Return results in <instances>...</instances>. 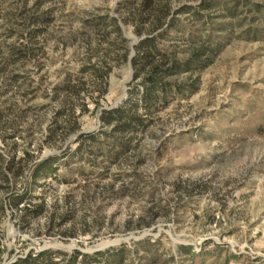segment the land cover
Returning a JSON list of instances; mask_svg holds the SVG:
<instances>
[{
	"label": "rangeland",
	"instance_id": "374dc122",
	"mask_svg": "<svg viewBox=\"0 0 264 264\" xmlns=\"http://www.w3.org/2000/svg\"><path fill=\"white\" fill-rule=\"evenodd\" d=\"M247 1L264 10V0ZM198 2L0 0V153L33 156L11 189L30 183L35 162L73 153L81 133L101 129L100 111L131 88L134 45L155 11ZM102 16L114 21L96 24ZM251 21L232 20L225 47L197 74V90L159 110L134 149L114 163L86 153L60 158L53 176L33 184L25 204L43 208L26 222L23 204H6L0 264L45 249L66 257L122 245L123 264H264V21ZM250 25L255 35L246 33ZM172 34L181 46L183 37ZM14 49L26 57L10 61ZM88 64L107 71L101 96L91 69L82 70ZM64 81L79 93L62 90ZM56 124L78 128L50 135ZM8 190L0 189V201Z\"/></svg>",
	"mask_w": 264,
	"mask_h": 264
},
{
	"label": "trees",
	"instance_id": "16d2710c",
	"mask_svg": "<svg viewBox=\"0 0 264 264\" xmlns=\"http://www.w3.org/2000/svg\"><path fill=\"white\" fill-rule=\"evenodd\" d=\"M43 0H37L41 3ZM246 7L249 14L242 16L241 7ZM221 9V12H219ZM150 20L152 28L134 45V55L130 58L132 66L131 88L127 90L126 97L111 109H102L99 114L101 129L97 132L81 133L78 136V145L73 153L66 150L61 156H47L33 165L31 181L23 189H11L13 179L21 175L24 164L22 160L28 161L33 158L26 152V158L15 160L14 156L7 158L0 153V189L6 187L8 194L0 201V212L4 213L5 205L17 209L20 204V218L26 222L27 217L33 218L42 213L43 204L39 203L33 208L25 204L30 196L33 184L39 180H45L53 176L57 171V163L60 158L72 157L74 155L88 154L93 158L103 156L105 160L114 163L127 152L134 149L141 134L153 123L157 112L165 108L175 97H188L198 88L197 74L210 66L217 55L225 47L228 37L227 32L232 29L234 22L261 19L264 21V10L256 3L243 1L240 5L235 0H199L196 5L183 4L174 12L164 4L153 14ZM178 15H185V19L195 22L193 28L181 25ZM48 11L31 17V24L48 19ZM113 18L108 16L98 17L96 24L104 23L103 20ZM216 22V24L214 23ZM251 27V28H249ZM246 33L255 35L257 28L250 25ZM120 35L119 26L114 27ZM139 31V30H137ZM180 34L183 43L176 44V36ZM29 37H34V30L28 31ZM184 35L185 38H184ZM174 40L175 42H171ZM169 46H166V42ZM176 44V45H175ZM10 61L21 60L26 54L19 50H13ZM93 78L98 80L102 86L100 96L105 92L106 72L94 64L83 66L82 70H90ZM13 80H18L14 75ZM62 90L74 91L75 86L70 82L61 83ZM61 111L57 114L60 116ZM1 117V115H0ZM77 116L71 112V119ZM68 128L62 124H56L50 131V135L59 132H68L77 129ZM90 158V157H89ZM91 160V159H90ZM187 249V248H186ZM125 245L117 248H108L103 251H95L92 254L82 253L74 250L64 257L63 252L49 249L37 253L30 252L24 257H19L11 264H123L125 259ZM55 255H61L60 260H55Z\"/></svg>",
	"mask_w": 264,
	"mask_h": 264
},
{
	"label": "water",
	"instance_id": "95a60500",
	"mask_svg": "<svg viewBox=\"0 0 264 264\" xmlns=\"http://www.w3.org/2000/svg\"><path fill=\"white\" fill-rule=\"evenodd\" d=\"M131 75H132V72H131ZM129 81H127V83H128ZM126 94V88L124 87V91H123V95H125Z\"/></svg>",
	"mask_w": 264,
	"mask_h": 264
}]
</instances>
